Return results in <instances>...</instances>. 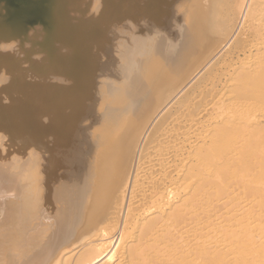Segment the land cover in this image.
<instances>
[{"label":"bare ground","instance_id":"bare-ground-1","mask_svg":"<svg viewBox=\"0 0 264 264\" xmlns=\"http://www.w3.org/2000/svg\"><path fill=\"white\" fill-rule=\"evenodd\" d=\"M37 4L0 24V264H264V0Z\"/></svg>","mask_w":264,"mask_h":264},{"label":"rangeland","instance_id":"rangeland-1","mask_svg":"<svg viewBox=\"0 0 264 264\" xmlns=\"http://www.w3.org/2000/svg\"><path fill=\"white\" fill-rule=\"evenodd\" d=\"M38 1H40L42 4L46 2V0L45 2L44 0H0V3L3 4V9H4L3 18H2V21H0V24H2L1 26L4 27L7 25H13L16 28L18 26L19 27L23 26L24 28H26L28 26L31 27L34 24L38 23L39 19L37 15L35 14L36 8L38 6L37 4ZM24 9H27V10L34 9V10L33 12L31 11L28 12V11H24ZM72 68L73 66H70V70H73L72 71L73 73L75 69H72Z\"/></svg>","mask_w":264,"mask_h":264}]
</instances>
